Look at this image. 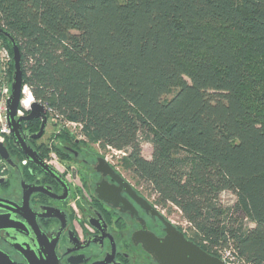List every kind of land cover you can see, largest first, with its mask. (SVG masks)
<instances>
[{
	"label": "trees",
	"instance_id": "trees-1",
	"mask_svg": "<svg viewBox=\"0 0 264 264\" xmlns=\"http://www.w3.org/2000/svg\"><path fill=\"white\" fill-rule=\"evenodd\" d=\"M0 28L37 101L125 151L204 249L264 264V0H0Z\"/></svg>",
	"mask_w": 264,
	"mask_h": 264
},
{
	"label": "flooded vegetation",
	"instance_id": "flooded-vegetation-1",
	"mask_svg": "<svg viewBox=\"0 0 264 264\" xmlns=\"http://www.w3.org/2000/svg\"><path fill=\"white\" fill-rule=\"evenodd\" d=\"M41 123L22 120L21 129L40 163L19 148L13 132L2 143L0 264H167L154 251L168 234L165 221L204 249L149 197L133 169L66 129L47 135L57 126L50 114L43 134L33 137Z\"/></svg>",
	"mask_w": 264,
	"mask_h": 264
},
{
	"label": "water",
	"instance_id": "water-1",
	"mask_svg": "<svg viewBox=\"0 0 264 264\" xmlns=\"http://www.w3.org/2000/svg\"><path fill=\"white\" fill-rule=\"evenodd\" d=\"M0 34L4 35L11 43L13 51L14 72L11 83V96L8 103V116L12 132L19 148L35 163H40L36 151L21 137L22 120L42 119L40 130L32 134L33 137H40L48 121V109L45 104L35 100L29 108V114L26 116H17L20 107L23 88V70L21 65V51L16 39L0 28ZM0 142V151L4 148ZM102 160V159H101ZM102 162V161H101ZM165 221V220H164ZM168 234L161 243H156L154 251L158 257L167 264H226L219 256L211 254L202 249L193 241L189 240L182 232L178 231L172 223L165 221Z\"/></svg>",
	"mask_w": 264,
	"mask_h": 264
},
{
	"label": "built area",
	"instance_id": "built-area-1",
	"mask_svg": "<svg viewBox=\"0 0 264 264\" xmlns=\"http://www.w3.org/2000/svg\"><path fill=\"white\" fill-rule=\"evenodd\" d=\"M13 60V56L10 52V50L4 46L0 39V142L5 143L9 136L12 133V129L9 123V116H8V103L11 96V83L12 80L10 79L9 69L11 66V62ZM29 93V96L33 99L32 102H34L36 99L33 96V93L30 89V87L23 83L22 88V99H21V105L17 111V116L23 115L25 112L29 111V108L32 104L29 106H26L24 104L25 101V95ZM48 112L50 114V118L53 123L57 124V127L59 129H66L70 131L71 133L75 134L79 138L84 136V125L82 122L73 121L70 119L65 118L63 115L58 114L57 112H53L50 108H47ZM55 117V121H53L52 117ZM76 128V129H75ZM107 149H115L117 152H122L123 154H126V152L122 150H118L110 145H107ZM27 162L26 159L23 160V163L25 164ZM227 196L226 192L223 193V197ZM184 224V222H183ZM184 227H188L190 230V224L189 222L185 221ZM204 243H207V241H204ZM215 247H218L217 249V256H219L226 264H246V261L239 257L235 249L232 247H222L218 245H214Z\"/></svg>",
	"mask_w": 264,
	"mask_h": 264
},
{
	"label": "rangeland",
	"instance_id": "rangeland-1",
	"mask_svg": "<svg viewBox=\"0 0 264 264\" xmlns=\"http://www.w3.org/2000/svg\"><path fill=\"white\" fill-rule=\"evenodd\" d=\"M1 39V38H0ZM1 42H2V44L4 45V46H6L5 45V43H4V41H2V39H1ZM7 47V46H6ZM8 48V47H7ZM9 49V48H8ZM10 50V49H9ZM259 62H261V63H264L261 59L260 60H258ZM263 70H264V68H263ZM257 72H259V71H257ZM256 72V73H257ZM168 97H170V95H168ZM52 119H53V121H55V117L53 116L52 117ZM49 129H48V133H47V135H50V134H52L54 131H58L59 130V128L56 126V127H53V125L51 124L49 127H48ZM76 129V128H75ZM83 139H85L87 142H89L94 148H96L97 150H101V151H108V156L113 160V161H115V162H121V165L122 166H124V167H126L127 169H128V166H125V164L124 163H126L127 164V161H125L126 160V154H123L122 152H117L115 149H107V146H104L100 141H96V142H91V141H89V139H88V137H87V135H86V133H85V131H84V136H83ZM125 152V151H124ZM151 154H152V145L150 144V143H148V142H145L144 144H143V155L145 156V157H147V158H151ZM113 155V156H112ZM130 169H131V167H130ZM226 195L227 196H225V197H221L222 198V200L224 201V203L225 204H232L233 202H234V199H235V195L234 194H232V193H228V192H226ZM149 197L151 198V199H153L155 202H157L156 200H155V196H154V194L150 191V194H149ZM167 208L169 209L168 210V213H169V215H170V217L173 219V220H176L177 222L178 221H181L182 222V226L184 227V224H185V221L182 219H180V218H178V215H179V213H178V210H177V208L176 207H174L173 205H171V204H168V206H167ZM183 222H184V224H183ZM184 229H185V231H187V234H189L190 236H194L193 235V230H189L188 229V227H184ZM199 239V238H198ZM202 242V244L204 245V246H206V248L210 251V252H214L215 254L214 255H217L218 254V252H217V249H219L218 247H215L214 245H212L211 243H204V241H201ZM206 249V250H207Z\"/></svg>",
	"mask_w": 264,
	"mask_h": 264
},
{
	"label": "bare ground",
	"instance_id": "bare-ground-1",
	"mask_svg": "<svg viewBox=\"0 0 264 264\" xmlns=\"http://www.w3.org/2000/svg\"><path fill=\"white\" fill-rule=\"evenodd\" d=\"M27 93V92H26ZM25 101H24V104L26 105V106H29L30 104H31V102L33 101V99L29 96V93H27L26 95H25ZM123 151V150H122Z\"/></svg>",
	"mask_w": 264,
	"mask_h": 264
}]
</instances>
